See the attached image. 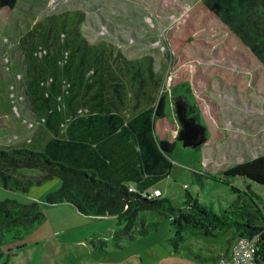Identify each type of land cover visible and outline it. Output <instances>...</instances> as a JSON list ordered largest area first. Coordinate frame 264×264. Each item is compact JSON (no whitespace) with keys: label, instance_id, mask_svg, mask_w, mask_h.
<instances>
[{"label":"trees","instance_id":"16d2710c","mask_svg":"<svg viewBox=\"0 0 264 264\" xmlns=\"http://www.w3.org/2000/svg\"><path fill=\"white\" fill-rule=\"evenodd\" d=\"M18 2L0 0V17L11 14ZM213 23L224 34L208 42L201 35ZM48 25L38 26L42 38L35 40L29 34L31 39L21 41L29 48L26 92L46 111L43 120L55 138L47 153L0 149L4 189L28 194L33 187L60 179V189L46 196L49 205L67 204L84 217L113 219L109 231L87 237V244L98 254L123 251L170 219L176 250L185 247L191 237L206 239L231 231L226 255L245 237L254 241L260 264H264V198L252 188V184L264 186V155L234 165L219 176L196 172L202 181L210 178L229 184L227 179L236 177L248 181V191L233 188L238 197L221 213L191 195L183 207H175L161 196L148 199L130 191L133 183L148 190L169 176L172 155L180 143L178 104L186 108L189 119L207 127L208 141L197 150L222 139L220 111L209 96L214 77L238 92H264V0H200L173 23L165 32L171 60L166 77L169 87L150 57L128 59L110 43L88 42L80 19L69 22L68 14H63L51 18ZM211 68L216 70L213 77ZM62 107L67 118L56 128L52 120L62 122ZM114 134L131 139L139 177L114 182L98 179L101 173L105 177L121 169L119 164L132 154L127 146L124 153L110 142ZM103 137L107 142L102 146L98 142L92 149V142ZM45 217L38 202L0 201V244L24 239ZM194 254L201 264L222 257Z\"/></svg>","mask_w":264,"mask_h":264},{"label":"rangeland","instance_id":"374dc122","mask_svg":"<svg viewBox=\"0 0 264 264\" xmlns=\"http://www.w3.org/2000/svg\"><path fill=\"white\" fill-rule=\"evenodd\" d=\"M199 1L19 0L11 14L0 17V149L27 148L47 153L45 122L32 111V105L39 103L26 92L29 48L21 41L31 39L29 34L35 40L42 38L39 25L47 28L51 18L63 14H68L69 22L80 19V29L88 42L110 43L128 59L150 57L155 71L166 78L171 60L165 32ZM223 34L221 26L213 23L201 38L214 42ZM236 51H240L239 47ZM215 74L216 70L211 68V76ZM165 84L169 87V78ZM209 96L220 111L224 136L202 151L184 148L180 142L172 155L169 176L155 188H160L161 197L175 207H183L191 195L221 213L238 197L233 188L248 191V181L240 177L228 178L229 184L210 178L202 181L196 172L219 176L234 165L264 155V92L255 89L238 92L214 77ZM59 113L63 115L60 122L63 124L67 118L63 107ZM170 115L174 119L176 112L172 109ZM61 184L55 178L31 188L28 194L3 191L9 199L21 203L38 202L46 217L24 239L0 244V264H201L194 253L222 254L233 237L231 231L206 239L188 235L185 247L176 250L171 243L172 220L166 219L151 236L125 250L98 254L87 244V237L109 231L113 219L84 217L67 204L49 205L47 194L60 189ZM252 188L264 198V186L252 184Z\"/></svg>","mask_w":264,"mask_h":264},{"label":"crops","instance_id":"0c3cea01","mask_svg":"<svg viewBox=\"0 0 264 264\" xmlns=\"http://www.w3.org/2000/svg\"><path fill=\"white\" fill-rule=\"evenodd\" d=\"M32 109H33L32 110L33 113L35 114V116L37 118L38 117H44V116L47 115L46 111H44L40 105H36V104L32 105ZM2 117H5V119L10 118L8 115H2ZM60 122H61L60 118H58L57 121L52 120V124L56 128L60 127V124H61ZM45 130L47 131L48 139H46V141L44 140V146L46 147V150H47L49 142L51 140H53L55 138V136H54V131L49 130L48 127H46ZM49 132H50V134H48ZM117 135L118 134H114V135L110 136V137H112L110 139V142L112 144H114L116 148H119L124 153H126V150L123 147L127 146L128 150H130L132 152V154L131 155H127L128 157L124 161H122V163L119 164V167L121 166V169L118 168V170H117V168H116V171H114V173H108L107 172L106 173L107 175L105 177H104V175H105L104 173L99 174L100 178H102V179H104V180H106L108 182H114V181H116L118 179H122V178H135V177L137 178V177H139V174L136 172L138 170L137 150L133 149L132 142H131V139L129 137H127V138H119ZM98 142L101 143V146H102V144L104 145L107 142L106 137H103L100 140H97L96 142H92V144H93L92 149H94V144H98ZM158 183H156L154 186L149 188V190H151V191H154V190L161 191L160 188H155V186ZM130 186H134L139 191L142 190V189H138V186L136 184H134V183L132 185H130ZM4 190H6V189H4V187L2 186V182L0 180V201H4V200L9 199V197L6 194L3 193ZM6 191H8V190H6ZM213 253H214V255H211V256L225 255L227 253V250L224 253H222V254L216 253L215 251Z\"/></svg>","mask_w":264,"mask_h":264},{"label":"built area","instance_id":"2783aa9c","mask_svg":"<svg viewBox=\"0 0 264 264\" xmlns=\"http://www.w3.org/2000/svg\"><path fill=\"white\" fill-rule=\"evenodd\" d=\"M45 121V120H44ZM188 187V186H186ZM130 191L141 194L142 197L152 199L161 196V191L158 190H137L134 186H130ZM263 254H264V235H263ZM206 264H260V259L257 256V247L254 241L249 238H241L234 245L229 255H222L216 261Z\"/></svg>","mask_w":264,"mask_h":264},{"label":"water","instance_id":"95a60500","mask_svg":"<svg viewBox=\"0 0 264 264\" xmlns=\"http://www.w3.org/2000/svg\"><path fill=\"white\" fill-rule=\"evenodd\" d=\"M166 46L170 52L167 41ZM177 108L181 124V130L178 132V141L183 143L184 148H199L208 141L207 127L197 123L194 119H189L186 116V108L181 104H178Z\"/></svg>","mask_w":264,"mask_h":264}]
</instances>
